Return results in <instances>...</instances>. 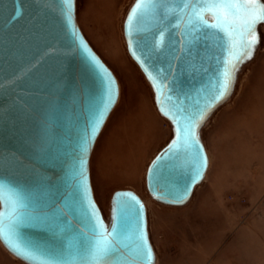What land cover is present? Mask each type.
Wrapping results in <instances>:
<instances>
[{
  "label": "water",
  "instance_id": "water-1",
  "mask_svg": "<svg viewBox=\"0 0 264 264\" xmlns=\"http://www.w3.org/2000/svg\"><path fill=\"white\" fill-rule=\"evenodd\" d=\"M135 3L123 21L126 50L150 85L156 110L172 129V138L147 167L146 190L154 201L178 207L188 202L204 179L209 162L199 130L227 100L235 72L226 95L212 101L221 71V47L208 48L195 38L191 45L186 44L182 31L171 27L174 18L164 23L149 19L140 31H129L128 15ZM173 3L165 0L157 12ZM161 39L157 50L155 44ZM90 57H95L102 71H97ZM103 72L114 80L116 97L94 130L105 95ZM118 97L114 74L78 27L75 0H71L70 18L61 0H0V186L5 197L16 200L20 210L33 218L18 229L20 247L38 256L44 254V259L78 264L74 250L84 240L82 231L90 237L96 223L118 237L121 251L112 259L124 257L127 264L142 231L155 263L147 210L140 197L130 189L113 191L106 221L91 187V153ZM208 104L211 106L195 129L198 145L181 148L172 159L159 161L158 170H154L153 162L178 139L177 121L196 116ZM174 108L183 111L174 113ZM200 163V174L193 181ZM188 184L191 192L186 200L173 202L171 194ZM124 194L135 200L120 218L114 208L118 195ZM0 242L21 262L38 264L17 252L9 240L0 238Z\"/></svg>",
  "mask_w": 264,
  "mask_h": 264
},
{
  "label": "rangeland",
  "instance_id": "rangeland-1",
  "mask_svg": "<svg viewBox=\"0 0 264 264\" xmlns=\"http://www.w3.org/2000/svg\"><path fill=\"white\" fill-rule=\"evenodd\" d=\"M134 1L75 0L82 35L120 86L118 105L109 115L90 157L95 201L106 221L110 195L115 190L132 188L141 200L147 201L154 264H184L177 260L173 263V258L187 261L197 244L202 250L215 249V254L226 256L228 261L264 264V246L247 230L254 229L257 223L264 224V22L257 25L258 43L251 58L235 71L227 100L199 130L210 155L204 179L184 206L160 211L157 206L163 205L148 194L140 169L160 140L159 132L167 137L165 128L169 129V123L164 118H160V125L155 121L153 106L146 100L149 90L153 94L152 89L123 49V21ZM171 138L172 133L168 142ZM159 151L147 162L145 174ZM234 230L240 234L232 236ZM258 232L264 238V231ZM242 234L250 239L248 248L237 241ZM0 264L25 263L0 242Z\"/></svg>",
  "mask_w": 264,
  "mask_h": 264
},
{
  "label": "snow or ice",
  "instance_id": "snow-or-ice-1",
  "mask_svg": "<svg viewBox=\"0 0 264 264\" xmlns=\"http://www.w3.org/2000/svg\"><path fill=\"white\" fill-rule=\"evenodd\" d=\"M65 6V15L70 18L71 0H61ZM165 0H136L128 15L127 27L131 32H138L149 19L164 23L174 18L175 23L171 25L182 31L184 41L191 45L193 38L203 40L208 48L221 47L222 53L218 58L221 64L219 80L213 95L212 101L221 99L230 89V84L238 64L245 59H250L255 46L258 43L257 25L264 22V3L261 0H174L171 6L163 7L158 13ZM161 37L163 32H161ZM163 40L156 42L158 50ZM189 52L191 48L189 47ZM90 62L97 69L102 71V66L95 57H90ZM105 84V95L102 101L103 107L98 112L95 127H98L104 118L109 106L114 103L116 97L115 82L110 74L103 72ZM211 105L208 104L196 116L185 117L177 121L180 124L177 135L178 139L166 149L165 153L157 157L153 162L154 170H158L159 161L172 159L181 148L187 150L198 145L195 129L197 121L204 116L205 111ZM183 111L173 109V112ZM87 144L85 143V150ZM202 163L198 164L193 174V181L196 175L200 174ZM83 171H81V177ZM191 192V184L186 185L181 191L172 193L173 202L183 203ZM131 196L118 195L114 211L122 218L129 207V202L134 201ZM6 205V208H5ZM89 207H94L89 204ZM142 210V205L139 206ZM61 210L58 208L57 213ZM33 219L29 214L20 210L18 202L11 197H5L3 186H0V238L9 240L15 250L29 261L38 264H68V261L61 259H44L43 255H35L27 248H22L17 243L18 229ZM92 235L82 231L84 240L79 242L74 250V257L78 258V264H125L124 257L112 259L121 251L118 237L115 233L106 232L102 225L93 223ZM132 259L127 264H154L153 252L148 245L146 238L141 231L136 237L134 246L130 249Z\"/></svg>",
  "mask_w": 264,
  "mask_h": 264
},
{
  "label": "crops",
  "instance_id": "crops-1",
  "mask_svg": "<svg viewBox=\"0 0 264 264\" xmlns=\"http://www.w3.org/2000/svg\"><path fill=\"white\" fill-rule=\"evenodd\" d=\"M155 106V105H154ZM154 108V107H153ZM155 109H156V107H155ZM155 111V121L157 122L158 121V123H159V125H160V118H163L159 113H158V111L157 110H154ZM149 128V125L148 124H146V126H145V129H148ZM148 131V130H147ZM160 133V132H159ZM172 133V132H171ZM159 136V134L157 135V137ZM166 140V139H165ZM170 141V140H169ZM167 142H168V139H167V141L166 142H164L162 145H161V147L159 148V150L160 149H162L166 144H167ZM206 147V146H205ZM158 150V151H159ZM206 151H207V153H208V157L210 158V155H209V152H208V149L206 148ZM209 165H210V163H208ZM208 165V166H209ZM127 189H129V188H127ZM130 190H132L133 191V189L132 188H130ZM147 210V209H146ZM236 212H233V215L235 214ZM239 213H241V212H239ZM230 214H232V212H230ZM245 224V223H244ZM243 224V225H244ZM231 225V224H230ZM148 226H149V224H148ZM245 226H246V224H245ZM230 228H231V226H230ZM229 230V229H228ZM248 230V232L249 233H253V235L254 236H257V238L259 239V241H260V243L262 244V246H264V238L259 234V232L258 231H264V224H260V223H257L256 225H255V228L254 229H252V228H249V229H247ZM238 234H240V232L238 231V230H234L233 231V233H232V236H234V235H238ZM242 237H240L239 239H237V241L238 242H243V244H244V246L246 247V248H248V246H249V244H250V239L247 237V236H245V234H244V236H243V234L241 235ZM196 246H198L199 247V244H197ZM195 248L194 250L192 249L191 251H190V254H189V258H188V260L186 261L185 259H183V260H180V258H176V257H174L173 258V263L177 260V262H183L184 264H240V262H237L236 260H230V261H228V259H227V257L226 256H224V255H218V253L217 254H215V249H212V250H208V249H205V250H202V249H199V248ZM213 248V247H212ZM251 251H253V252H256V250H251ZM250 251V252H251ZM211 252L213 253L212 255H211ZM260 264H262L261 262H260Z\"/></svg>",
  "mask_w": 264,
  "mask_h": 264
},
{
  "label": "bare ground",
  "instance_id": "bare-ground-1",
  "mask_svg": "<svg viewBox=\"0 0 264 264\" xmlns=\"http://www.w3.org/2000/svg\"><path fill=\"white\" fill-rule=\"evenodd\" d=\"M76 22H77V19H76ZM78 24V23H77ZM122 35H123V33H122ZM122 41H123V49L124 50H126V45H125V41H124V38L122 37ZM117 80V79H116ZM117 83H118V81H117ZM118 87L120 88V86H119V83H118ZM120 90V89H119ZM120 98V97H119ZM146 100L150 103V104H152V106L154 107V103H153V94H151L150 93V90H149V92H147V98H146ZM118 104H116V106H117ZM114 108H116V107H114ZM114 108H113V110H114ZM154 110H156L155 109V107L153 108ZM112 110V111H113ZM111 111V112H112ZM111 114V113H110ZM109 114V115H110ZM108 118H109V116H108ZM108 120V119H107ZM107 122V121H106ZM106 124V123H105ZM105 126V125H104ZM104 128V127H103ZM103 128H102V130H103ZM166 130H165V132L167 133L168 132V135H167V137L165 138L164 137V132L163 131H161L162 132V134H160L159 133V136L160 135H162L161 136V138H160V140L155 144V146L149 151V153L147 154V156L145 157V163H144V165L142 166V168L140 169V172L142 171L143 172V176H145V173H144V171H145V168H146V165H147V162L149 161V159L152 157V155L154 154V153H156L158 150H159V148L161 147V145L164 143V142H166L167 141V139H169V137L171 136V126H170V124H169V129L167 130V127L165 128ZM101 130V131H102ZM101 133V132H100ZM100 135V134H99ZM99 137V136H98ZM166 139V140H165ZM202 141V140H201ZM202 143H203V141H202ZM204 145V144H203ZM204 148H205V151H206V147H205V145H204ZM206 154H207V157H208V153H207V151H206ZM209 165V164H208ZM205 175H206V173H205ZM205 177V176H204ZM201 184V183H200ZM199 184V185H200ZM198 186V185H197ZM196 186V187H197ZM195 187V188H196ZM195 188H194V190H195ZM124 189H127V188H124ZM136 194H137V192L135 191V190H133ZM111 192V191H110ZM109 192V193H110ZM193 193H194V191H193ZM193 193H192V195H193ZM112 194V193H111ZM94 195V194H93ZM192 195H191V197H192ZM111 196V195H110ZM191 197H190V199H191ZM189 199V200H190ZM142 200L144 201V203H145V206H146V209H147V226H148V224H149V218H148V203H146L147 201H145L143 198H142ZM188 200V201H189ZM186 204V203H185ZM184 204V205H185ZM150 205V204H149ZM163 205V204H162ZM184 205H182V206H184ZM166 207H171V206H167V205H163V206H160V205H158L157 206V208H159L160 209V211L162 210V209H164V208H166ZM177 207V206H176Z\"/></svg>",
  "mask_w": 264,
  "mask_h": 264
},
{
  "label": "flooded vegetation",
  "instance_id": "flooded-vegetation-1",
  "mask_svg": "<svg viewBox=\"0 0 264 264\" xmlns=\"http://www.w3.org/2000/svg\"><path fill=\"white\" fill-rule=\"evenodd\" d=\"M262 2V1H261ZM263 3V2H262Z\"/></svg>",
  "mask_w": 264,
  "mask_h": 264
}]
</instances>
